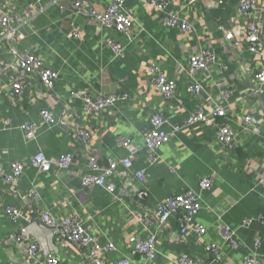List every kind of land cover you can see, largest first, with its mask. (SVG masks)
I'll return each mask as SVG.
<instances>
[{"label":"crops","instance_id":"1","mask_svg":"<svg viewBox=\"0 0 264 264\" xmlns=\"http://www.w3.org/2000/svg\"><path fill=\"white\" fill-rule=\"evenodd\" d=\"M20 8L27 0H12ZM97 10H105L109 0H84ZM169 9L178 12L191 25V30L168 28L161 13L146 4L145 0H126L125 10L133 16L134 24L129 36L101 27L82 16L69 18L57 7L37 16L24 30L25 42L35 45L45 62L60 77L54 92L47 96L36 80L31 79L21 99L3 94L5 83L0 84V264H44L47 253H52L59 264H93L87 249L71 243H62L35 220L38 213L49 209L56 219L79 216L87 231L96 240L103 264H117L120 256H128L134 264H176L182 256L197 258L209 264H244L248 254L255 252L259 263L264 264V89L260 96L234 101L229 108L228 121L210 118L189 128L173 130L181 124L191 110L198 106L207 112L218 94L216 73L197 75L203 92H188V55L191 51L210 47L216 62L226 65L224 77H231L240 92L248 90L252 76L262 64L259 56L248 51L240 37L252 17L237 12L240 0H169ZM71 0H63L67 6ZM66 8L65 11H68ZM260 14L262 41H264V0H257ZM72 29L77 37H68ZM232 32L227 41L225 33ZM115 39L125 45L122 54L116 55L105 43ZM157 64L169 78L176 79L175 97L165 99L149 80L148 67ZM178 72V75H177ZM221 75V74H220ZM89 94L127 93L129 98L99 113L86 115L82 100L70 96L71 89ZM49 108L58 121L45 127L39 119V110ZM253 111L261 122L259 137L241 134L236 146L221 148L216 139L218 125L234 126L232 119ZM153 112L161 113L167 120L164 129L169 140L156 150V159L149 160L143 144L142 133L149 126ZM35 123L37 133L31 140L19 128L21 123ZM85 128L91 138L85 148L76 135V128ZM235 127V126H234ZM128 137L137 148L132 168L144 169L149 198L135 196L138 183H131L130 196L116 191L107 193L93 186L81 188L80 178L90 172L85 154L98 157L106 165L126 154L117 145V136ZM42 150L47 157L60 152L73 154L67 169L41 171L31 164V156ZM24 163V174L11 188L3 182L9 173V162ZM211 177L212 186L201 189L198 180ZM108 180L120 186L125 177L114 175ZM193 189L202 207L193 219V225L204 228L202 234L183 235L176 216L160 226L153 219L145 225L140 216L153 218L157 200ZM29 190L36 195L28 196ZM132 192V193H131ZM20 207L30 241H36L39 250L34 256L24 252L11 235L18 229L4 213V206ZM249 220L248 223L244 222ZM222 225L235 230V245L227 243L220 234ZM155 234L156 251L153 260L134 252L131 237L145 238ZM260 241L258 249L255 242ZM114 243L116 250L106 244ZM217 244L221 258L214 262L206 249Z\"/></svg>","mask_w":264,"mask_h":264},{"label":"built area","instance_id":"2","mask_svg":"<svg viewBox=\"0 0 264 264\" xmlns=\"http://www.w3.org/2000/svg\"><path fill=\"white\" fill-rule=\"evenodd\" d=\"M63 0H27L20 8L13 4L12 0H0V84L5 83L3 94L8 97L21 99L25 94L30 80L34 79L39 84L47 96L54 92L57 81L60 77L59 70L48 65L44 58L37 52L35 45H29L24 40L26 35L24 30L29 27L31 22L39 15L45 13L50 8L57 7L61 12H65L69 18L73 16H82L92 23L101 27L113 30L120 35L129 36L134 24L133 16L125 10L126 0H109L105 10H97L89 6L84 0H71L70 4L65 6L61 3ZM150 9L161 13V20L168 28H177L182 31L191 30V25L178 12L169 9V0H145ZM67 8L68 11H65ZM237 12L245 17H252L246 27L241 29L240 37L247 45L248 51L259 56L262 66L256 70L252 76L251 84L247 91L240 92L235 88L231 77H224L227 70L226 65L216 62V56L212 48H200L191 51L188 55V67L186 72L189 77L187 90L189 93L199 95L203 92L201 82L197 75L213 74L218 75L217 87L218 94L211 101V108L205 111L203 107L198 106L191 110L181 124H174L173 130L178 131L183 128H189L198 122L209 120L210 118H221L225 121L229 118V108L234 101L248 99L251 96H260L264 89V41H262L260 14L257 11V0H240L237 6ZM79 31L72 29L67 34L70 37H77ZM232 32L225 33V39H233ZM116 54L120 55L124 51L125 45L115 39H109L105 43ZM149 80L157 91L167 100L175 97L176 79L165 76L161 67L157 64H151L148 67ZM221 74V75H220ZM178 75V72H177ZM70 96L82 100V109L84 114L91 115L99 113L108 107H115L118 103L129 98V95L123 93H103L89 94L80 92L76 89L69 91ZM39 119L45 127H52L58 121L53 112L43 107L39 110ZM232 119L234 126L227 123L218 125L216 139L221 148L231 150L237 144V137L241 134L259 137L261 134V120L253 114V111L242 114L240 118ZM167 120L159 112H153L149 117V126L142 133L143 144L149 160H155L156 150L163 146L169 140V133L165 131L164 126ZM19 128L24 132L28 139L35 137L37 125L35 123H21ZM76 135L80 138L83 146L86 148L91 138V133L85 128H76ZM264 141V136H262ZM117 145L126 151V154L115 160H108L106 165L99 164L98 157L92 154H85L87 165L90 172L80 178L81 188H91L93 186L103 188L107 193L114 194L116 191L122 195L130 196L131 183L128 179H133L138 183V190L135 196L139 200L149 198L147 178L144 169L134 170L132 168L134 159L137 155V148L132 141L123 135L117 136ZM264 147V143H263ZM31 164L41 171H52L67 169L73 162V154L60 152L58 156L47 157L42 150H37L31 156ZM264 167V162H263ZM9 173L3 174V182L11 188L14 182L19 179L25 171L24 163L20 160H11L9 162ZM0 173H2L0 169ZM116 174L125 177V181L120 185L110 180ZM211 177H201L198 185L201 189H209L212 186ZM132 193V192H131ZM37 194L29 190L28 196ZM202 207L200 197L193 189H186L183 192L168 196L164 200H157L153 207V218L148 215L140 216L145 225H151L153 219L163 226L170 217L176 216L179 222V231L183 235L192 232L202 234L204 228L201 225H193V219ZM4 213L7 218L18 226V229L11 235L14 242L22 245L24 252L29 256H34L39 250L36 241H30L27 235L24 222L31 221L30 218L23 215L20 207L12 204L4 206ZM39 220L44 227H47L53 236L57 237L62 243H71L80 248L87 249L92 256L93 264H103L99 257L101 246L93 239L87 231L81 219L77 215L68 218L56 219L52 216L49 209L40 211L35 218ZM244 222L248 223L249 220ZM235 230L230 225H222L220 234L222 238L232 246L235 245ZM134 252L143 254L147 260H153L155 257V234L149 233L145 238L131 237ZM260 241L255 242V249H258ZM108 250H116L114 243L106 244ZM206 249L213 255V261L221 258L220 248L217 244H210ZM47 259L44 264H59V260L52 253H47ZM117 264H134L128 256H120ZM176 264H209L190 256L180 257ZM244 264H260L255 252L248 254L244 259Z\"/></svg>","mask_w":264,"mask_h":264}]
</instances>
